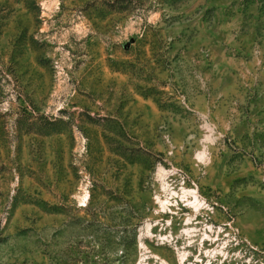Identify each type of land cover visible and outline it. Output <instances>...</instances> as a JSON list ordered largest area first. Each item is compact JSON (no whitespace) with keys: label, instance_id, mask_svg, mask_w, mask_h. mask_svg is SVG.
<instances>
[{"label":"rangeland","instance_id":"obj_1","mask_svg":"<svg viewBox=\"0 0 264 264\" xmlns=\"http://www.w3.org/2000/svg\"><path fill=\"white\" fill-rule=\"evenodd\" d=\"M0 264H264V0H0Z\"/></svg>","mask_w":264,"mask_h":264}]
</instances>
